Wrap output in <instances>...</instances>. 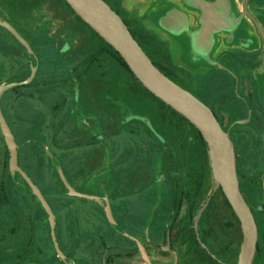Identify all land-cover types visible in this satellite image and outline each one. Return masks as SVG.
Segmentation results:
<instances>
[{"label":"rangeland","instance_id":"obj_1","mask_svg":"<svg viewBox=\"0 0 264 264\" xmlns=\"http://www.w3.org/2000/svg\"><path fill=\"white\" fill-rule=\"evenodd\" d=\"M108 1L127 17L128 0ZM244 1L248 5L243 8ZM132 2L136 10L137 1ZM235 2L264 28V0ZM0 19L13 25L33 50L0 24V84L26 80L37 67L28 85L4 93L2 107L19 145L20 164L52 206L56 237L63 235L53 240L40 199L19 172L10 171V151L0 133V264H104L106 259L108 264H137L141 259L136 244L125 250L123 241L137 236L136 217L124 201L136 205L142 194L149 206L154 205L148 225L152 233L142 240L154 253L153 235L160 237L167 225L176 230L186 221L181 189L186 166L198 159L197 140L186 136L177 140H184V145L174 143L157 126L150 101L121 91L122 69L98 56L99 40L63 0H0ZM256 30L258 55L263 56L264 40ZM241 31L253 33L254 28L245 22ZM142 46L165 63L160 50ZM216 110L221 122L236 113ZM228 125L236 132L240 184L255 208L258 264H264V142L252 124L229 120ZM60 170L74 189L101 200L70 194ZM103 196L114 221L107 217ZM62 218L67 222L62 224ZM193 225L222 263L237 262L240 221L212 172L199 194ZM186 241L177 239L175 249L187 247Z\"/></svg>","mask_w":264,"mask_h":264},{"label":"water","instance_id":"obj_2","mask_svg":"<svg viewBox=\"0 0 264 264\" xmlns=\"http://www.w3.org/2000/svg\"><path fill=\"white\" fill-rule=\"evenodd\" d=\"M73 10L88 23L100 36L110 43L126 60L136 77L157 97L188 118L201 132L205 139L217 185L226 195L234 213L238 217L242 229V241L238 260L235 264H254L258 248L259 230L251 206L243 195L236 166L235 146L230 134L223 128L212 108L189 89L166 75L151 59L143 46L135 38L127 23L106 0H66ZM0 24L9 29L32 52L29 42L7 21L0 19ZM264 36V30L259 25ZM37 67L32 68L31 75L25 80L29 82L35 76ZM17 82L0 85V101L4 91ZM0 125L10 151V168L21 172L31 186L32 191L40 199L49 214L52 237L55 240V217L51 206L42 191L31 177L18 164L17 143L0 104ZM62 180L72 195L87 196L100 201L99 196L82 193L74 189L60 170ZM105 211L110 221H114L109 200L105 198ZM57 247L59 255L64 256ZM143 249V247L141 246Z\"/></svg>","mask_w":264,"mask_h":264},{"label":"crops","instance_id":"obj_3","mask_svg":"<svg viewBox=\"0 0 264 264\" xmlns=\"http://www.w3.org/2000/svg\"><path fill=\"white\" fill-rule=\"evenodd\" d=\"M132 1H137L134 4L141 9L139 14ZM130 4L133 8H129ZM200 8L191 6L185 0H152L150 4L145 0H128L124 8L128 15L126 17L122 12L121 15L129 19L134 31L148 38L149 46L167 57L169 68L187 89L204 99L206 97V102L210 104L230 107V103L221 101L242 94L246 86L222 66L240 73L241 77H247L251 88L257 89L260 85L254 80L250 68H243L239 61L246 62L252 56L251 50L242 47L241 42L252 41L255 43L253 51H256V27L247 15H235L238 23L233 29V38L227 42V33L217 30L227 25L223 14L214 6L203 11ZM200 21L204 24L203 28ZM245 22L254 28L253 33L241 31ZM208 39L212 43H205ZM235 59L239 62H235ZM63 222L67 220L64 218Z\"/></svg>","mask_w":264,"mask_h":264},{"label":"flooded vegetation","instance_id":"obj_4","mask_svg":"<svg viewBox=\"0 0 264 264\" xmlns=\"http://www.w3.org/2000/svg\"><path fill=\"white\" fill-rule=\"evenodd\" d=\"M185 1H187V3H189L191 6L201 7L200 8L201 11H203L207 7H211V6L217 7L219 12L221 14H223V16L226 18V22H227V25H225L223 27H219V29H217V30L219 32L225 31V33H227V35L225 36V39L227 42H230V40L233 38V35H234L233 29H234L235 25L238 23V17H236L235 15H237V14L240 15L243 13H244V15H247L252 20L256 29H258V31L260 33L259 36L262 37V39L264 40V36L262 34V31L259 28L260 24L256 21V19L254 18V16L251 13L239 11L238 7L234 6V4L236 3L235 1L234 2L232 0H185ZM247 5H248V3L247 2L245 3V1L242 4L243 8L247 7ZM118 12L121 15V12L120 11H118ZM121 17L124 19L125 22L128 21L124 16L121 15ZM200 24L203 28L204 24H202L201 21H200ZM130 28L133 30V28L131 27V24H130ZM262 28H263V26H262ZM263 30H264V28H263ZM209 40L210 39H208L205 43H212ZM240 44L242 47L251 50V54H252L250 59H247L248 61H246V62H242L241 60H239L240 64H242V67L244 66L243 68H245V67L250 68L249 70L252 71V73L254 75L253 76L254 80L259 82V84H260L259 88H257V89L251 88L249 85V79L247 77H244V76L241 77L240 73L234 72L231 69H229L228 67L222 66L221 68L228 70L231 73V75L233 76V78L243 81V83L245 84L246 87L242 91V94H237L235 96L229 97V99H225V100L221 101L224 104L230 103L231 104L230 107L229 106L225 107V106L220 105V104H210V103L206 102V100H205V99H207L206 97L204 99V97L197 95L201 100H203L207 105H209L212 108V110L216 114V116H217L218 120L220 121L221 125L223 126V128L230 134V137L232 138V140L234 142L235 152L237 151V143H236L237 139L234 136L236 134V132H233V131L230 132L229 129L233 128V126H231V127H229V125L227 126V121H229V120H231V122H234V124H237V123L250 124V125L252 124L255 131L262 137V138L260 137L261 140L263 139L262 142H264V54H263V56L258 55V47H257L256 51H253L255 43H253L252 41H251V43H242L241 42ZM257 44H259V43H257ZM254 54H255V56H254ZM234 61L239 62V61H236V59ZM0 70H1V67H0ZM175 77L177 78L176 74H175ZM7 83H10V82H4L2 84H7ZM13 87H15V86H12L11 88H13ZM9 89L10 88L6 89L4 91V93ZM4 93H3V95H4ZM3 95L1 96V101H0L1 110H2L3 115L7 121V124L9 125V127L13 133L12 124L7 119V117L5 116V113H4V110L2 107ZM216 107L218 109H220V112H224V111L226 112V110L233 109V112L236 110V113H234L232 117H229L227 114L226 117L229 118V120L225 117V120H223L221 122V118L218 115V111L216 110L217 109ZM246 111H247V115L245 116V115H243V113ZM0 133H2V135L4 136L1 125H0ZM239 135L240 134L238 133L237 137ZM4 139H5V137H4ZM15 141H16V139H15ZM16 143H17V141H16ZM261 149L263 150L264 147L261 146L260 150ZM17 151H18V164L21 167V169L23 170V168L20 164V152H19L18 143H17ZM9 166H10V164H9ZM236 166H237V173H238L237 155H236ZM10 171L12 172V174H15L16 172H19L21 174V172L16 170V169L12 170L10 168ZM238 177H239V173H238ZM239 181H240V177H239ZM240 183H241V181H240ZM3 188L4 187L1 186V192H3ZM240 188H241V184H240ZM241 191H242V188H241ZM242 193L245 196L246 200L248 201L249 205L251 206L253 213H254V216H255V208L253 207L252 203L250 202V200L248 198V194H246V192H244V191H242ZM144 197L145 196L142 194L137 195V197H136L137 204L136 205H132L131 202H129V201L128 202L124 201L125 205L127 204V208L129 209L130 213H132L136 217L137 236L132 235V236L127 237V238L124 237L123 241H124V244L127 246V247H125V250L127 248H130L129 250H133V248H131V247H134V245L136 244V248L138 249V253L136 256H137L138 260L141 259V261H139L137 264H224L221 262L220 257L217 254L213 253L206 246L205 247L202 246V248H200V249L191 248L189 246L190 233H189L188 225L186 224V221H188V215L185 217L186 221L183 224H181V223L179 224L178 229L174 230V227L172 229L171 226L167 225V227L164 229V231L160 237L157 235L155 236V234H154L152 237L153 239L155 237L160 238V239L158 240L155 238L154 243L156 240L158 243L152 244V246L155 249H154V253L152 252V250L150 252V250H149L150 248H148L147 245L145 244V242L142 240H143V237H147L148 234L150 235V232L152 233V231L148 225H149V221L151 220L154 205L149 206L148 201H146ZM102 198H104V201H105V198H107V196H103ZM100 199H101V197H100ZM51 208H52V206H51ZM185 208H186V213H188V207L186 205H185ZM12 215H13V219H14L15 214L12 213ZM255 219H256V217H255ZM61 221H62L61 223L63 224V218ZM256 222H257V220H256ZM257 225H258V222H257ZM258 230H259V237H260L259 225H258ZM62 231H63V227H62ZM54 232H55V228H54ZM62 236L63 235H60V236H58V238L56 237V239L55 240L53 239V240L56 241L58 239L60 241V238L62 239ZM177 239H179V240L186 239L187 240L186 244L188 246L185 248H178L179 250L177 251L175 249L176 248L175 242ZM200 240H201V238H200ZM140 241H142L144 243H141ZM128 245H131V247H128ZM141 246L143 247V249L141 248ZM258 246H259V239H258ZM259 251H260V247H259ZM259 251L257 248V253L255 256L254 264H258V257H259L258 252ZM116 252H119V251H116ZM113 254H115V252ZM153 254L154 255L156 254L158 256V258L156 257L154 259ZM208 255H210V257ZM63 257L64 256H62V259H65V257L64 258ZM1 264H4V262ZM8 264H10V263H8Z\"/></svg>","mask_w":264,"mask_h":264},{"label":"trees","instance_id":"obj_5","mask_svg":"<svg viewBox=\"0 0 264 264\" xmlns=\"http://www.w3.org/2000/svg\"><path fill=\"white\" fill-rule=\"evenodd\" d=\"M106 1L111 5V7L115 11L117 12L119 11L108 0ZM63 2L71 10V12L77 17V19L81 21L83 24H85L99 40L101 45L99 47L100 53H98V56L108 57L112 61L116 62L122 69L123 77L121 79L122 80V85L120 87L121 91L127 93L129 96L139 97L150 101L153 105V114L157 119V126L160 127L159 129L164 133V135L167 138H172L173 140L172 139L171 140L174 143L181 137H186V136L194 137V139L197 140L199 145L198 159L196 161L189 162L185 168V182L183 183L184 187H182L181 189L182 195L180 201L183 202L188 207V221H186V224L188 225L189 233H190L189 246L191 248H198V249L202 248V246L204 245L200 240V235L198 234L196 228L193 225V212L196 208L199 194L207 181L208 174L212 172V167L209 157L208 145L205 139L203 138L200 130L188 118H186L184 115L176 111L173 107H171L169 104H167L162 99L157 97L154 93H152L147 87H145L143 83L136 77L134 72L130 69L128 63L123 58V56L102 36H100L88 23H86L73 10V8L66 0H63ZM126 23L130 28V22L127 21ZM130 30L132 31L135 38L139 41L141 45H143V43L149 44L148 43L149 40L145 35L140 34L132 30L131 28ZM147 53L154 61V63L166 75H168L170 78H172L173 80L184 86L180 81H178V79L175 77V74L169 68L168 60L166 56L160 53V55L165 61L164 63L165 65H164L156 61L155 58L149 52ZM21 85H28V83H26L25 80H23L17 82L15 86L18 87ZM126 120L127 119L122 120L121 123L124 124ZM176 143L178 144L180 143V145L181 144L184 145L185 141L180 140L177 141ZM175 184L177 188L178 187L180 188V184L178 183ZM218 187L222 190L220 186ZM223 195L226 202L230 205L224 192ZM258 251H259V246H258ZM208 256L210 257V255ZM104 264H108L107 260L104 262Z\"/></svg>","mask_w":264,"mask_h":264}]
</instances>
